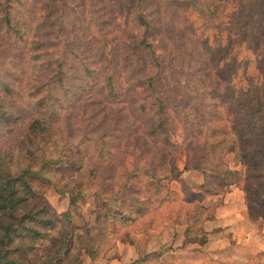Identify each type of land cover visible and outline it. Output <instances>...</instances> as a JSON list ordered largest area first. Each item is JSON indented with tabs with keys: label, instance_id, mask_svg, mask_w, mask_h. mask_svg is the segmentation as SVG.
<instances>
[{
	"label": "trees",
	"instance_id": "obj_1",
	"mask_svg": "<svg viewBox=\"0 0 264 264\" xmlns=\"http://www.w3.org/2000/svg\"><path fill=\"white\" fill-rule=\"evenodd\" d=\"M56 2L59 12L73 6L98 13L89 28L75 17L69 47L61 45V25L70 22L63 13L45 21L55 31L48 36L39 22L46 20L42 1L0 0V264H79L82 254L96 255L107 221L132 225L135 233L164 222L186 226L185 244L204 246L214 209L191 200L234 184L228 175L240 173L224 164L228 154L246 170L239 181L247 184L246 204L251 180L264 192V70L253 79L252 64H264V0H174L183 10L174 20L158 15L156 0ZM130 30L137 34L125 42L127 63L114 41H125ZM123 93H139L136 123L125 124L124 114L123 125L102 132L89 110L98 98L120 103ZM172 137L183 142L175 145ZM144 138L145 152L137 148ZM170 154H185L184 171L205 178L199 189L184 191L190 201L177 212L172 203L157 207L155 198L135 192L134 181L146 179L163 199L174 194L162 185L181 176L175 162L165 166ZM207 166L218 171V191L207 183ZM28 176L70 194L72 210L75 196L106 203L77 228L73 212L57 215ZM257 205L264 217V205Z\"/></svg>",
	"mask_w": 264,
	"mask_h": 264
},
{
	"label": "rangeland",
	"instance_id": "obj_2",
	"mask_svg": "<svg viewBox=\"0 0 264 264\" xmlns=\"http://www.w3.org/2000/svg\"><path fill=\"white\" fill-rule=\"evenodd\" d=\"M40 1L45 4V6L42 5L40 14L46 20H39V22L43 23V31L48 36L52 35L55 31L50 30V24L45 21H51L52 16L56 12H58L56 15L63 13L69 19L70 22L61 25V32H64L61 45L64 47H69V41L76 35V32L72 31V27L78 30L75 23L76 16L79 23L84 22L88 24V26L83 28H89V25L91 26L92 23V17L98 14L93 11V8L84 10L81 13L79 7L73 6H67L59 12V5L56 0ZM70 1L71 3L74 2V0ZM173 1L156 0L158 15L166 13L173 20L175 16L181 15L183 10L178 6L179 2L175 5ZM174 5L177 7L173 8ZM228 8H232L231 4H229ZM261 8L264 10V3ZM36 9H34L35 12ZM111 23L113 28L117 26L114 23V19H111ZM44 27H47V30ZM108 30L113 31L111 27L107 28ZM68 33H72V35L66 36ZM136 34V31L130 30L124 36L125 41H114V45L118 48V54L127 63H130V60L128 59L129 54H126V47L128 45L125 42L130 37L133 40ZM242 53L245 52L242 51ZM252 55L248 54L246 59H251ZM255 60H252V64L255 66L253 79L257 80L262 70H264V64H254ZM138 94L123 93L124 96H121L123 98L120 103H117V101L112 103L106 102L101 98L95 99L94 106L89 110V114L94 116L93 119L95 121H98L100 124L102 123V132H106L112 126L123 125L124 114L127 115L125 124L128 121L136 123L132 110L133 103L136 102L135 98ZM106 103L107 107L104 109ZM103 120L104 123L102 122ZM171 141L175 145H180L183 139L181 137H172ZM148 143L149 141L144 138L142 141H139L137 148L140 149L139 151L144 150L145 152L150 148L147 145ZM123 147L125 148V145ZM170 155L166 159L167 163H165V166L169 162H175L178 171L181 172V176L176 181H171L169 184L164 182L162 185H165L170 190L169 194L170 192L174 194H170L168 199H163L158 192H153L154 188L150 186L151 183L146 179H136L134 181L135 192L143 195L147 194L150 198H155L156 201L154 203H156L157 207L161 204L163 205L165 202L172 203L175 212H177L178 207H182L185 204L184 202L190 201L187 200L189 199V195H185L184 191L199 189L204 185L205 178L200 172L184 171L185 154ZM212 155L211 157L213 158ZM252 157H254V161L259 159L257 155H253ZM207 161L209 165L212 164L210 159ZM237 161L235 154H228L224 159V164L227 165L229 171L240 173L234 176L228 175L229 182L234 184L230 185L224 192L220 191L213 195H201L202 192L193 194L192 202H201L204 208L214 209L215 213V222H207L209 224L204 228L205 231H208L206 232L208 234L207 243L204 246L185 244L186 226H177L170 222H164L157 225L155 229L143 233H135L132 231L135 228L132 225L127 226V229H121L119 225L112 226L107 221L104 234L102 235L104 241L97 253H95L96 255L92 258L82 254L79 264H264V217H260L262 214L257 205L259 203L264 205V192H259L257 190L259 183L251 180L249 182L252 186L251 196H249V202L246 204L247 201L245 200L242 188L247 184L243 182V179L242 182H239L246 170L241 165H237ZM96 163L102 165L103 158L96 156ZM207 167L209 168L207 171V183H211V190L215 189V191H218V188H216L217 182L214 181L218 171L211 170L212 166ZM27 181L34 192L43 197L57 215L67 214L71 210L73 212L70 218L71 223L77 228H83L85 224L90 223V214L100 209L106 203L98 196H75L74 198L77 199L78 205L77 207H73L72 210L70 207L72 196L70 194H59L50 184L34 176H28ZM237 182L240 184H237ZM210 188L209 191H211ZM123 234H129V236L126 237ZM55 235L56 231H53L51 237ZM70 255L74 256L73 251Z\"/></svg>",
	"mask_w": 264,
	"mask_h": 264
},
{
	"label": "crops",
	"instance_id": "obj_3",
	"mask_svg": "<svg viewBox=\"0 0 264 264\" xmlns=\"http://www.w3.org/2000/svg\"><path fill=\"white\" fill-rule=\"evenodd\" d=\"M214 222H215V221H214ZM214 222H211V223H214ZM208 224H209V223H206V225H205V227H204V228H206V226H208ZM206 232H208V231L206 230Z\"/></svg>",
	"mask_w": 264,
	"mask_h": 264
}]
</instances>
